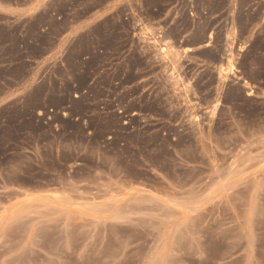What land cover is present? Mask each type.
I'll return each instance as SVG.
<instances>
[{
    "label": "rangeland",
    "instance_id": "1",
    "mask_svg": "<svg viewBox=\"0 0 264 264\" xmlns=\"http://www.w3.org/2000/svg\"><path fill=\"white\" fill-rule=\"evenodd\" d=\"M51 5L0 15V264H264V0Z\"/></svg>",
    "mask_w": 264,
    "mask_h": 264
},
{
    "label": "crops",
    "instance_id": "2",
    "mask_svg": "<svg viewBox=\"0 0 264 264\" xmlns=\"http://www.w3.org/2000/svg\"><path fill=\"white\" fill-rule=\"evenodd\" d=\"M115 5L110 4L105 6L104 8L101 9H95L93 13L88 15L85 19L77 22L72 20L74 23L73 29H77L80 25H88L90 23L94 24L96 22H100L103 19H105L108 15L109 12L112 11L113 7ZM2 14H17V22L19 21H25L28 24H33L38 26V32L39 34H43V32L46 31L48 28V22L50 20H53L54 18L56 19H61L62 15H59L55 12V10L52 8L51 5V0H17L16 1H8V0H0V15ZM43 16L44 21L40 23H35V20L37 16ZM25 25V23H24ZM22 34L19 33V35H25V33L21 32ZM26 43H35L36 42V37H31L28 38ZM62 42V41H61ZM64 43L62 42L61 45L64 47ZM24 43H21V46H23ZM21 53L23 54V59L24 61H33L34 58L27 54V51L25 49H22ZM47 56L50 58L53 56V50L47 51ZM58 53L56 52L53 57H57ZM53 59V58H52ZM50 59L49 61H51ZM37 61V60H36ZM41 63H36L34 67L29 71V74L31 75H38L39 73L45 74L46 71L41 72ZM18 90V88H17ZM5 97V96H4Z\"/></svg>",
    "mask_w": 264,
    "mask_h": 264
},
{
    "label": "bare ground",
    "instance_id": "3",
    "mask_svg": "<svg viewBox=\"0 0 264 264\" xmlns=\"http://www.w3.org/2000/svg\"><path fill=\"white\" fill-rule=\"evenodd\" d=\"M211 36V35H210Z\"/></svg>",
    "mask_w": 264,
    "mask_h": 264
}]
</instances>
